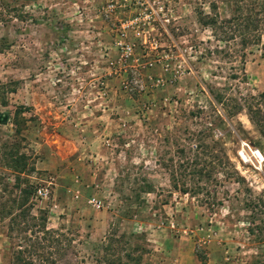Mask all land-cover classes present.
<instances>
[{"label":"rangeland","instance_id":"1","mask_svg":"<svg viewBox=\"0 0 264 264\" xmlns=\"http://www.w3.org/2000/svg\"><path fill=\"white\" fill-rule=\"evenodd\" d=\"M237 6L234 25H211ZM250 11L259 38L242 57ZM260 94L264 0H0V264L35 244L7 216L26 190L22 210L60 235L55 264H264Z\"/></svg>","mask_w":264,"mask_h":264},{"label":"trees","instance_id":"2","mask_svg":"<svg viewBox=\"0 0 264 264\" xmlns=\"http://www.w3.org/2000/svg\"><path fill=\"white\" fill-rule=\"evenodd\" d=\"M237 15L234 16L233 18H229L227 20L219 21L218 20H212L211 25L212 26H217V28L224 26L225 24L229 25H234L236 21L240 18V13L241 9L239 6H237L236 10ZM245 21V30L244 33L248 35L246 38H242L240 40V48L241 54L243 57L244 50L246 47L251 46V45H256L258 42V35L255 34H250L255 33L257 31V27L259 25L260 20L257 17V14L255 12H249L247 18L243 19ZM238 25V24H237ZM237 25L234 26L233 31H237ZM240 25V24H239ZM252 27V30H251ZM245 34V35H246ZM244 35V36H245ZM234 37L236 36H229V39H235ZM224 42L225 40H220ZM260 96L264 97L263 94H260ZM217 101H220L221 97L215 95ZM213 98V97H212ZM250 101L256 100L253 96L249 97ZM248 113L250 114L249 120L250 122L256 127L257 131L261 134V136L264 138V119H260L258 117L259 110L256 109H251L250 107L247 108ZM256 115V116H255ZM18 130H16L15 127H13L12 134H16ZM14 149L12 147L7 148V155L10 157V168L13 171H16L17 167L21 164H24L23 162L20 161L21 158L17 156V154H12ZM33 192V190H26L24 192L25 198L22 199V196L20 197L21 199L17 201V209L18 213L15 214L16 212L12 213L13 209L8 211L7 216L9 217V222L10 225L17 227L19 223L26 224L24 229L29 230V227L35 228L34 232L29 234L30 236H34L35 244L33 246L27 245L25 248L19 247V249H16L13 254H12V260L11 264H55L54 262H50L49 258L53 255L56 254L55 252H47L48 249H54L52 247L53 244H58V237L60 236L57 231L52 230V229H47L45 226V214L40 215L38 214L37 217L34 218V216H30L28 213V210H22L23 207L25 206V203L27 201L26 196L29 195V193ZM27 219V220H26ZM37 220V225L35 224H29V222H33ZM26 239V238H24ZM29 239V238H28ZM133 261V264L138 263V258H132L131 254L125 253L124 256L122 257H116L112 259H95L94 263L95 264H130L129 262Z\"/></svg>","mask_w":264,"mask_h":264},{"label":"built area","instance_id":"3","mask_svg":"<svg viewBox=\"0 0 264 264\" xmlns=\"http://www.w3.org/2000/svg\"><path fill=\"white\" fill-rule=\"evenodd\" d=\"M132 23L129 22L126 25L122 24V28L127 27V26H132ZM134 35L136 37L139 36L138 31L136 28H133ZM117 46L119 50L121 51V57H127L130 55V50L132 49V45L129 43H123V42H117ZM242 155H245L248 157V161H245L242 157ZM236 158L239 163H241L243 166H250L253 170L258 171L260 169L261 164L263 163V157L261 153L257 150L254 149L253 147H250L246 142L244 141H239L238 142V149L236 152ZM36 195L39 198H46L48 195V191L45 188L37 189L36 190ZM90 202L93 203V205L98 208L99 204L95 202L94 200H90Z\"/></svg>","mask_w":264,"mask_h":264},{"label":"bare ground","instance_id":"4","mask_svg":"<svg viewBox=\"0 0 264 264\" xmlns=\"http://www.w3.org/2000/svg\"><path fill=\"white\" fill-rule=\"evenodd\" d=\"M242 157H243V159H244L245 161H248V157H247V156L242 155Z\"/></svg>","mask_w":264,"mask_h":264}]
</instances>
